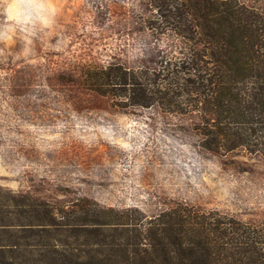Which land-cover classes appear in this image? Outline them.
<instances>
[{
  "label": "rangeland",
  "instance_id": "374dc122",
  "mask_svg": "<svg viewBox=\"0 0 264 264\" xmlns=\"http://www.w3.org/2000/svg\"><path fill=\"white\" fill-rule=\"evenodd\" d=\"M150 14L148 0H0V209L87 197L148 216L188 203L264 222V154L210 151L195 113L131 106L88 77L171 55L175 39Z\"/></svg>",
  "mask_w": 264,
  "mask_h": 264
},
{
  "label": "trees",
  "instance_id": "16d2710c",
  "mask_svg": "<svg viewBox=\"0 0 264 264\" xmlns=\"http://www.w3.org/2000/svg\"><path fill=\"white\" fill-rule=\"evenodd\" d=\"M148 4L152 28L175 39L174 51L154 67L90 72L99 92L195 113L210 151L264 154V8L245 0ZM14 206V221L0 209V264H264V222L216 209L177 203L148 216L87 197L67 207Z\"/></svg>",
  "mask_w": 264,
  "mask_h": 264
},
{
  "label": "clouds",
  "instance_id": "9594fccd",
  "mask_svg": "<svg viewBox=\"0 0 264 264\" xmlns=\"http://www.w3.org/2000/svg\"><path fill=\"white\" fill-rule=\"evenodd\" d=\"M22 2L23 0H8V3H16L17 7H19Z\"/></svg>",
  "mask_w": 264,
  "mask_h": 264
}]
</instances>
